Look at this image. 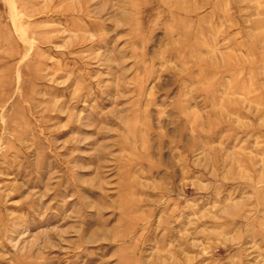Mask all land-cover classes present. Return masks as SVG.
<instances>
[{
	"label": "rangeland",
	"instance_id": "1",
	"mask_svg": "<svg viewBox=\"0 0 264 264\" xmlns=\"http://www.w3.org/2000/svg\"><path fill=\"white\" fill-rule=\"evenodd\" d=\"M0 264H264V0H0Z\"/></svg>",
	"mask_w": 264,
	"mask_h": 264
}]
</instances>
